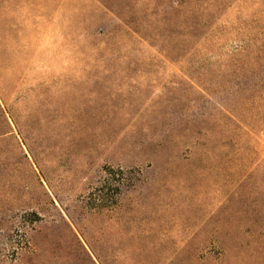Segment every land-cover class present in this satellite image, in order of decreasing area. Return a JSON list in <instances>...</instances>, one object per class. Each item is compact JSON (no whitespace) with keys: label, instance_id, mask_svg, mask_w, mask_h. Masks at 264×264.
I'll return each instance as SVG.
<instances>
[{"label":"rangeland","instance_id":"rangeland-1","mask_svg":"<svg viewBox=\"0 0 264 264\" xmlns=\"http://www.w3.org/2000/svg\"><path fill=\"white\" fill-rule=\"evenodd\" d=\"M187 1L0 0V264H264V0Z\"/></svg>","mask_w":264,"mask_h":264},{"label":"trees","instance_id":"trees-1","mask_svg":"<svg viewBox=\"0 0 264 264\" xmlns=\"http://www.w3.org/2000/svg\"><path fill=\"white\" fill-rule=\"evenodd\" d=\"M201 1L203 2L200 3V1L198 0L187 1L186 11H185V13L189 15L187 17L180 14V12L177 11V8H174L175 18L181 19V25L178 27V30L188 29V31L186 30L182 32L156 33L155 35L154 34L146 35L145 33H141L139 31H135V32L139 34L144 40L148 41L154 47H159L160 44L162 45L164 44V47L160 46L159 49L160 52L164 54L165 57L170 58L176 56L177 58H182V55L185 52H187L185 48L186 47L185 42L187 43L188 40L189 41L192 39L196 40L199 38L200 33L202 32V30H204V28H206V25L208 24V20L211 17V13L215 8L213 6L212 0H207V1L201 0ZM185 2L180 3L179 1H176V4L178 6H182L185 4ZM205 12H207L208 15L203 17ZM202 19H205L206 23H203L204 21ZM179 40H182L183 42L179 43ZM122 174H123L122 171H120V173L117 174L112 169L106 171V182H105L106 188L102 187L103 190L106 189V209L112 208L115 205H117L116 202L118 201V198L121 195L122 189L128 186L127 183L128 181L124 179L121 180L118 179L117 176ZM79 245L81 246L83 253L87 256V260L89 264H124V261L121 259L120 256L110 255L107 251H106V261L103 262L99 259V257H97V255H95V253H94L95 257H93V255H91V253L83 245H81L80 243ZM216 264L219 263L217 262Z\"/></svg>","mask_w":264,"mask_h":264}]
</instances>
